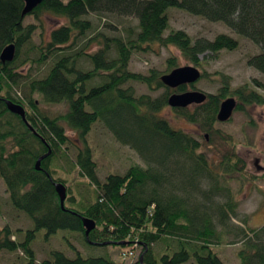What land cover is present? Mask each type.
<instances>
[{
    "label": "trees",
    "instance_id": "trees-1",
    "mask_svg": "<svg viewBox=\"0 0 264 264\" xmlns=\"http://www.w3.org/2000/svg\"><path fill=\"white\" fill-rule=\"evenodd\" d=\"M24 8V0H0V55L9 44L15 45L17 54L11 62L0 58V177L12 206L34 223L28 230L0 226V251L21 252L18 261L7 264H38L32 243L41 230L46 231V239L59 230L75 231L88 244L119 247L124 256L140 247L143 264H184L192 259L194 264H225L214 246L227 231L217 227L226 226L237 215V202L228 198L215 206L211 199L228 190L219 183L227 184L246 166L234 150L213 162L194 133L175 127L162 114L169 107V97L186 91L187 85L169 88L161 81L164 73L154 69L147 74L133 72L129 63L134 52L156 45L176 46L197 66L202 65V53L216 54L238 47V40L224 33L213 40L194 41L182 29L165 34L170 28L167 10L178 8L211 22H222L258 44L261 52L250 57L248 64L264 74V0H43L26 15L33 14L37 19L52 15L65 23L52 29L49 38L37 46L31 43L35 26L24 24ZM91 13L134 16L138 24L128 28L125 36L102 32L89 36L94 26L85 16ZM26 43L33 56L28 53L20 59L18 53ZM92 43H97L98 49L89 52L87 48ZM81 59L92 68L79 67ZM172 59H168L169 70L177 67ZM34 65L49 68L41 77L22 74L26 66L30 70ZM205 76L202 73L201 78ZM131 81L145 84L150 91L164 92L156 97L137 95L132 86H125ZM222 81L221 90L208 94L193 111L172 107L176 115L204 133L203 139L221 134L215 125L227 96H236V111L264 104V96L248 86L232 90L228 76H222ZM7 100L25 108L29 126L8 109ZM58 103L68 105L65 114L53 117L41 107ZM97 122L103 123L122 144L135 149L147 167L133 165L125 174L109 173L105 181L100 180L85 139ZM67 127L76 131L83 145L76 165L96 187V199L82 210L67 205V200H73L71 195L63 208L54 184L62 180L53 177L52 159L66 155L72 143ZM49 151L41 160V169H36L37 160ZM205 179L212 184L207 192L200 189ZM200 190L203 198L210 196L207 201L196 199ZM84 217L96 223L88 236ZM243 222L238 232L243 244L238 251L239 264H264V225L251 227L247 218ZM156 243L163 246L159 255L153 250ZM70 246L74 257L51 250L49 258L39 264H126L110 256L85 257ZM139 262L140 259L129 264Z\"/></svg>",
    "mask_w": 264,
    "mask_h": 264
},
{
    "label": "rangeland",
    "instance_id": "rangeland-1",
    "mask_svg": "<svg viewBox=\"0 0 264 264\" xmlns=\"http://www.w3.org/2000/svg\"><path fill=\"white\" fill-rule=\"evenodd\" d=\"M63 1L67 2L68 0ZM167 13L170 18V28L165 34H168L169 30L182 29L194 41L199 38L213 40L216 35L224 33L237 39L239 45L235 50L231 51L223 49L216 54L211 52L200 54L199 58L202 62L200 66L190 63L174 45H156L147 51L134 52L129 63V70L147 74L151 69H154L166 74L171 71L169 70L168 59L173 58L172 60L177 63L176 68L178 66H194L201 73H206V76L200 78L194 84V87L186 86V91L197 90L206 95L217 94L223 85L222 76H228L232 90L248 86V89L264 96V74L248 64L250 57L261 52V47L258 44L238 35L222 22H211L178 8H169ZM85 19L90 20L94 26V31L88 32L89 36L96 32H102L108 36H125L128 28H135L138 24V19L134 16L116 14L100 16L91 13L86 15ZM64 23L65 20L52 15H42L40 19H37L33 14H28L24 18L25 25L33 24L35 26V31L31 37V43L35 46L39 45L42 40H47L52 29ZM28 46L26 43L21 47L18 53L20 59H24L29 53ZM97 49V43H92L87 48L89 52ZM32 54L31 52L28 56L32 57ZM16 56L17 54L15 53ZM78 66L84 70L92 68V65L85 59H81ZM48 68L49 65L42 67L34 65L28 70L29 67L26 66L21 72L22 74L30 73L33 76L41 77L47 73ZM125 86H132L137 95L151 94L156 97L164 92V89L150 91L145 84L135 81L128 82ZM13 92L15 91L13 90ZM22 92L23 89L21 88L20 93ZM228 98H233L237 103L236 96L229 95L226 99ZM197 105L199 104L192 103L187 107L190 111H193ZM41 107L53 117L65 114L68 111L66 103L41 104ZM245 107V111H236L234 109L233 114L226 121L218 120L215 126L221 131V134L213 135L212 139L209 137L203 139L204 133L199 131L195 124L189 123L184 118L176 115L172 107L169 106L162 111V114L166 115L175 127L194 133L198 140L203 143V149L213 162H219L223 155L234 150L241 158V164L244 162L246 166V169L244 167L245 170L237 173L235 178L227 184L219 183L220 187L224 186L228 190L211 199L212 205L215 203V206L226 202L228 198H233L237 202V215L229 219L226 226L218 225L217 227L218 230L227 231L221 242L214 246V249L225 264H239L240 262L238 251L243 244L238 237V232L244 226V218H247L251 227L264 225V104H253ZM63 122L66 125L65 121ZM66 132L72 139V143L69 144L66 155L52 159V167L55 171L53 177L61 179L62 181L60 182L64 183L67 188V196L71 195L73 197V200H67V205L71 208L82 210L83 206L96 199V187L90 183L87 177L80 173L76 165L79 147H83L76 131L67 127ZM220 135H223L228 141H225ZM85 139L92 149L100 180L105 181L109 173L125 174L133 165H140L141 167H147L148 165L135 149L118 141L113 133L101 122H97L92 126ZM211 185V182L205 179L201 181L200 189L206 192L210 191ZM201 190L196 194V199L207 201L206 199H209L210 196L203 198V191ZM6 225L15 231L17 229H32L34 223L26 213L12 206L6 185L0 177V226L4 227ZM45 235L46 231L41 230L32 243L38 264L49 258L51 250H60L67 256L74 257L75 251L70 245L80 251L85 257L110 256L113 260L125 262L126 264L136 262L141 257L140 247H137L132 254L126 252V256H124L121 254L119 247L88 244L75 231L59 230L48 239L45 238ZM19 238H22V235ZM153 250L156 255L161 254L163 251L162 244H154ZM20 254L21 252L0 251V264L19 260ZM184 264H194V260L192 259Z\"/></svg>",
    "mask_w": 264,
    "mask_h": 264
},
{
    "label": "water",
    "instance_id": "water-1",
    "mask_svg": "<svg viewBox=\"0 0 264 264\" xmlns=\"http://www.w3.org/2000/svg\"><path fill=\"white\" fill-rule=\"evenodd\" d=\"M25 8L23 11V15L25 16L27 13L31 12L36 6L43 2V0H24ZM15 57V45L9 44L7 45L1 52L0 58L3 62H11ZM201 71L194 66H181L171 70L169 73L162 75L161 81L163 84L169 88H177L182 85H191L195 84L201 78ZM207 95L201 91L197 90H189L183 91L180 93H173L169 99L168 104L170 107H182L185 108L192 103L202 104L206 101ZM8 109L15 114H18L22 117L24 122L29 126V123L26 119V111L25 108L20 105L12 102L11 100L6 101ZM236 102L233 98H228L224 100L221 105L219 112L217 114V119L219 121L228 120L233 111L235 109ZM32 129V128H31ZM33 130V129H32ZM50 154V151L43 156H41L36 163V169H41V160L47 157ZM55 188L59 195L60 202L63 208H65V201L67 198V188L62 182H55ZM83 224L86 229V236L89 235L92 229L96 227V223L89 218H83ZM121 244L120 242H118ZM139 264H143V257H140Z\"/></svg>",
    "mask_w": 264,
    "mask_h": 264
},
{
    "label": "built area",
    "instance_id": "built-area-1",
    "mask_svg": "<svg viewBox=\"0 0 264 264\" xmlns=\"http://www.w3.org/2000/svg\"><path fill=\"white\" fill-rule=\"evenodd\" d=\"M130 254H132V253H130Z\"/></svg>",
    "mask_w": 264,
    "mask_h": 264
},
{
    "label": "bare ground",
    "instance_id": "bare-ground-1",
    "mask_svg": "<svg viewBox=\"0 0 264 264\" xmlns=\"http://www.w3.org/2000/svg\"><path fill=\"white\" fill-rule=\"evenodd\" d=\"M188 86V85H187Z\"/></svg>",
    "mask_w": 264,
    "mask_h": 264
}]
</instances>
